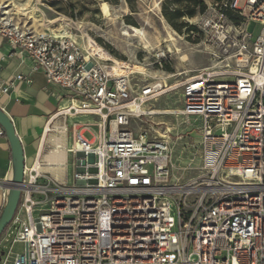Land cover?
<instances>
[{"label": "built area", "instance_id": "built-area-1", "mask_svg": "<svg viewBox=\"0 0 264 264\" xmlns=\"http://www.w3.org/2000/svg\"><path fill=\"white\" fill-rule=\"evenodd\" d=\"M218 17L228 25L211 26L219 36L209 45L210 65L182 87L181 115L201 121V173L187 185H169L168 128L154 138L128 129L156 113L145 107L163 84H134L93 42L0 17L13 54L62 92L54 119L93 118L72 125L71 184L45 176L40 158L24 165L0 264H264V0H222ZM249 24L260 27L257 36ZM23 80L0 85V94ZM57 130L66 132L65 123H49L44 135ZM15 243L24 251L11 259Z\"/></svg>", "mask_w": 264, "mask_h": 264}, {"label": "rangeland", "instance_id": "rangeland-1", "mask_svg": "<svg viewBox=\"0 0 264 264\" xmlns=\"http://www.w3.org/2000/svg\"><path fill=\"white\" fill-rule=\"evenodd\" d=\"M203 1L205 9L201 12L193 0H0V17L28 30L71 34L83 45L93 42L132 74L134 84H163L161 95L145 107L156 113L131 120L128 129L154 138L168 128L169 185H187L201 173L202 146L196 130L201 121L181 115L182 87L210 65L209 45L219 36V30L217 33L211 26L228 25L218 17L222 0ZM103 4L108 6V15L102 12ZM242 4L240 1L239 6ZM133 28L143 32V39L133 37ZM259 32L257 25L253 36ZM171 34L175 44L167 42ZM161 52L165 57H158ZM84 138L92 136L85 133ZM72 163L70 155L69 184ZM10 245L11 241L1 244L0 251ZM23 251L24 244H13L11 259Z\"/></svg>", "mask_w": 264, "mask_h": 264}, {"label": "crops", "instance_id": "crops-1", "mask_svg": "<svg viewBox=\"0 0 264 264\" xmlns=\"http://www.w3.org/2000/svg\"><path fill=\"white\" fill-rule=\"evenodd\" d=\"M256 26V24H249L248 29L253 32ZM19 75L25 80L16 82L8 93L0 94V109L10 118L14 126L16 136L23 148L24 165L29 167L40 158L41 172L45 176L58 183L69 184L67 174L70 154L67 150L73 144L72 125L77 123L81 126L92 121L93 118L54 119L58 107L61 106L55 97L62 92L56 86L47 84L42 72H30L26 56L13 54V48L0 37V85L7 84ZM63 122L66 125V132L57 130L44 135L45 127L49 123L54 127H60ZM80 132L82 133V130ZM42 138L44 144L41 149ZM55 138H59L61 142L58 150L55 149ZM55 151L64 152L60 161L53 158L52 153ZM12 173L10 145L6 137L0 138V213L4 206L3 195L7 193L6 188Z\"/></svg>", "mask_w": 264, "mask_h": 264}, {"label": "water", "instance_id": "water-1", "mask_svg": "<svg viewBox=\"0 0 264 264\" xmlns=\"http://www.w3.org/2000/svg\"><path fill=\"white\" fill-rule=\"evenodd\" d=\"M0 127L5 132V137L10 145L12 154L13 177L8 181L7 198L0 213V236L10 223L20 198L19 186L23 181L24 152L22 145L16 136L14 126L10 118L0 109Z\"/></svg>", "mask_w": 264, "mask_h": 264}, {"label": "bare ground", "instance_id": "bare-ground-1", "mask_svg": "<svg viewBox=\"0 0 264 264\" xmlns=\"http://www.w3.org/2000/svg\"><path fill=\"white\" fill-rule=\"evenodd\" d=\"M101 9H102V12L104 15H108L109 12H108V6L106 4H103L101 5ZM133 32L135 33L134 34V38H140V39H143V32L139 29H136V28H133ZM176 37V36H175ZM145 41V40H144ZM167 42L171 43V44H175L176 43V39L174 38V36L169 35L168 36V40ZM169 47V46H168ZM94 51L102 58L104 59H111L103 50H100L98 47H94ZM171 49V48H170ZM179 50L177 49L176 52H178ZM184 58V57H183ZM129 68V67H128ZM127 70V69H126ZM133 70L137 71L135 68H133ZM54 143L55 145H60L61 142H60V139L59 138H55L54 139ZM52 156L53 158L56 160V161H60L63 156H64V152H58V151H55L54 153H52ZM13 177V173L11 175V178L12 179Z\"/></svg>", "mask_w": 264, "mask_h": 264}, {"label": "trees", "instance_id": "trees-1", "mask_svg": "<svg viewBox=\"0 0 264 264\" xmlns=\"http://www.w3.org/2000/svg\"><path fill=\"white\" fill-rule=\"evenodd\" d=\"M194 5L200 9L201 12L205 9V4L203 0H193ZM224 17L232 24L238 25L240 23V18H238L235 14H233L230 10L222 11ZM190 15V14H189Z\"/></svg>", "mask_w": 264, "mask_h": 264}]
</instances>
